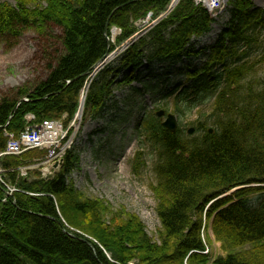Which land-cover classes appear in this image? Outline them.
Returning a JSON list of instances; mask_svg holds the SVG:
<instances>
[{"label": "trees", "instance_id": "obj_1", "mask_svg": "<svg viewBox=\"0 0 264 264\" xmlns=\"http://www.w3.org/2000/svg\"><path fill=\"white\" fill-rule=\"evenodd\" d=\"M14 1L0 3V37L17 38L26 30L44 35L53 25L61 31L62 54L55 64L48 63V75L31 90L22 87L15 95L0 97V152L6 144L4 125L18 134L26 113L35 114L38 122L66 115L68 126L94 67L136 32L134 22L149 11L158 15L171 0ZM229 5L230 19L215 44L194 52L191 39L209 32L212 19L194 0H179L157 26L120 50L86 91L83 124L102 117L114 89L135 79L145 59L174 63L209 50L200 69L186 72L194 86L182 88L172 99V113L179 114L181 106L199 100V93L213 98L210 112H199L190 123L194 134L187 135L180 125L169 132L154 113L136 126L140 144L156 151V183L150 187L159 242L148 237L134 213L113 211L103 200L88 198L67 184V174L78 163L77 153L67 150L54 179L44 180L36 170L20 179V188L43 195L18 193L0 203V264H264V78H250L254 65L246 60L258 29H264V11L253 0H230ZM112 27L121 31L114 43L109 41ZM23 97L28 101H21ZM44 154L34 150L24 157ZM142 157L141 152L134 156L135 171ZM21 164L11 156L1 160L7 169ZM57 209L69 226L96 239L111 260L96 244L68 235ZM209 230L222 255L212 257Z\"/></svg>", "mask_w": 264, "mask_h": 264}, {"label": "rangeland", "instance_id": "obj_2", "mask_svg": "<svg viewBox=\"0 0 264 264\" xmlns=\"http://www.w3.org/2000/svg\"><path fill=\"white\" fill-rule=\"evenodd\" d=\"M2 2L15 4L14 0H0ZM253 3L255 8L264 11V0H253ZM222 7L225 23L228 0H224ZM137 26L138 29L142 27ZM219 27L220 34L224 25ZM259 31L246 58L254 65L249 72L250 78H264V29ZM60 36L59 28L51 25L44 35L26 30L17 38L9 35L0 37V97L15 95L22 87L31 90L46 78L48 63L55 64L62 54ZM207 38L208 34L192 40L190 48L197 52L214 45L217 40ZM205 60L192 58L178 65L154 63L150 67L142 66L135 73L133 83L114 89L102 118L84 125L80 120L71 123L72 134L64 145L79 156L78 165L69 176L75 188L88 198L103 200L113 211L124 208L137 215L146 234L154 242H159L160 229L155 212L156 200L150 187L156 183L153 171L156 151L149 145L140 144L135 128L143 117L157 109L172 112V99L176 93L181 88L194 86L186 79V71L200 69ZM204 95L210 94L199 93L198 101L181 106L183 113L176 116L182 129L194 127L190 123L197 119L199 112H210L213 98L209 96L201 102ZM137 152L142 153L143 163L135 171L134 155ZM108 218L110 215L106 216V220ZM209 236L212 257L222 255L221 245L215 241L211 230Z\"/></svg>", "mask_w": 264, "mask_h": 264}, {"label": "built area", "instance_id": "obj_3", "mask_svg": "<svg viewBox=\"0 0 264 264\" xmlns=\"http://www.w3.org/2000/svg\"><path fill=\"white\" fill-rule=\"evenodd\" d=\"M197 4L201 3L206 6L213 15H217L219 11L222 10L221 4L222 0H195ZM150 20V14L146 18V22ZM34 120L33 115H27L26 121L28 126L25 130L20 134L19 138H14L12 134L6 133L5 135L8 137L6 151L1 153L0 156L4 154H12V155H20L22 152L36 147L47 148L49 149V155L45 161V163H49L50 160L55 159L59 156L60 152H56L60 140L63 138V134L61 131L60 125L55 122H47L45 121L42 125H30V123ZM22 174L24 170L21 171ZM2 170H0V184L5 189V199L8 196H11L14 192H18L19 190L8 183H6L2 179Z\"/></svg>", "mask_w": 264, "mask_h": 264}, {"label": "water", "instance_id": "obj_4", "mask_svg": "<svg viewBox=\"0 0 264 264\" xmlns=\"http://www.w3.org/2000/svg\"><path fill=\"white\" fill-rule=\"evenodd\" d=\"M108 24V22H107ZM107 24H106V28H107ZM16 108L13 110V112H15ZM165 115V112L163 110H160L158 112H156V116L158 118H162ZM162 126L167 129L170 132H175L177 129V119L175 117V115L168 113L165 116L164 121L162 122ZM193 133V128L188 130V134H192ZM63 164V159H60L57 162H54L51 166H49L48 168L44 169V173L45 176L48 180H51L52 177L54 176V173H58L61 166Z\"/></svg>", "mask_w": 264, "mask_h": 264}, {"label": "bare ground", "instance_id": "obj_5", "mask_svg": "<svg viewBox=\"0 0 264 264\" xmlns=\"http://www.w3.org/2000/svg\"><path fill=\"white\" fill-rule=\"evenodd\" d=\"M210 0H208V2H209ZM217 34H218V30L217 29H214L213 31H211L210 33H209V38L207 39V40H213V39H215L216 38V36H217Z\"/></svg>", "mask_w": 264, "mask_h": 264}]
</instances>
